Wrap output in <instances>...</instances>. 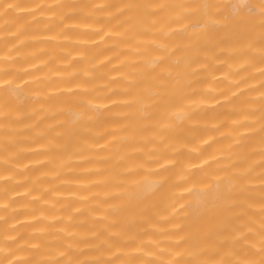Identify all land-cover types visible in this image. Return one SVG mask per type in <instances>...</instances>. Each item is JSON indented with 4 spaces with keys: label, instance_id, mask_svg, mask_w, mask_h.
I'll list each match as a JSON object with an SVG mask.
<instances>
[{
    "label": "bare ground",
    "instance_id": "obj_1",
    "mask_svg": "<svg viewBox=\"0 0 264 264\" xmlns=\"http://www.w3.org/2000/svg\"><path fill=\"white\" fill-rule=\"evenodd\" d=\"M0 264H264V0H0Z\"/></svg>",
    "mask_w": 264,
    "mask_h": 264
}]
</instances>
